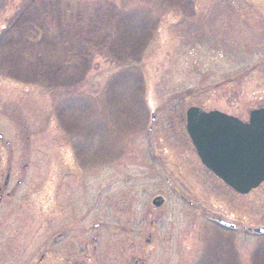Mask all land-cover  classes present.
I'll return each instance as SVG.
<instances>
[{"label":"rangeland","instance_id":"374dc122","mask_svg":"<svg viewBox=\"0 0 264 264\" xmlns=\"http://www.w3.org/2000/svg\"><path fill=\"white\" fill-rule=\"evenodd\" d=\"M24 1L0 7V181L25 177L0 264H264V182L228 187L185 129L190 106L264 102V0H52L59 23L41 5L12 30ZM151 216L163 240L127 245Z\"/></svg>","mask_w":264,"mask_h":264},{"label":"water","instance_id":"95a60500","mask_svg":"<svg viewBox=\"0 0 264 264\" xmlns=\"http://www.w3.org/2000/svg\"><path fill=\"white\" fill-rule=\"evenodd\" d=\"M186 119L202 163L228 186L246 194L264 182V108L252 112L248 125L196 106L188 108ZM153 202L160 205L161 199ZM256 231L264 233V228Z\"/></svg>","mask_w":264,"mask_h":264},{"label":"flooded vegetation","instance_id":"af4514ba","mask_svg":"<svg viewBox=\"0 0 264 264\" xmlns=\"http://www.w3.org/2000/svg\"><path fill=\"white\" fill-rule=\"evenodd\" d=\"M194 106H196V105H194ZM197 107H200V106L197 105ZM200 108H202L203 110H206L207 112L211 111V110H218V111H220V112H222V113H224L226 115H229V116H232L234 118H237L238 121L241 122L242 124L248 125V124H250V118H251L252 112L257 110V109L264 108V102H260V101L257 102L255 107L249 108L247 110L246 115L244 114L245 116L244 115L235 114V113H231V112H227V111L220 110V109H207V108L202 107V106ZM185 123H186V112H185ZM185 129H186V124H185ZM186 132H187V129H186ZM0 139H1L0 141H3L5 139L4 134L2 133L1 130H0ZM152 143L153 142H151V145H152ZM187 146H189V142H179V147L178 148L184 147L186 149ZM199 160H200V158H199ZM200 162H201V160H200ZM24 178H25L24 175H21V172L20 171L17 172L12 166L11 167H7L5 173H2L1 181H0V221H2V219L4 221V218L6 217L5 213L7 212L6 211L7 207H8L7 204L9 203L8 201H9L10 197L16 196V195L18 196L21 193V191H22V187L21 186H23L24 182H25ZM166 182H168V185H172L170 180L166 179ZM157 198L161 199L160 205H156L153 202L154 199H157ZM166 199H167L166 197L158 194V195H156L153 198L152 204L154 205L155 208L161 207V206H163L165 204ZM147 213H148V216H146V213L143 212V214H145L144 218L146 216V220H148L149 215H151L152 212L151 211H149V212L147 211ZM158 221L159 220L157 218L152 217V219L150 221V224L147 227L144 226L140 230L136 229L137 231L134 232V235L137 237L138 240L133 238V237H132V239H128L126 237L128 239V241H129L127 245H132V246L136 247L137 242L138 241L140 242V239H141V237L140 238L138 237V236H140L139 232L142 235L143 241L147 240V244L145 243L147 246L150 245V244H153L156 241L160 242L161 240H163L162 239V235H164V233L167 232V231H166V229H162V227L164 226L163 224H161L162 227L157 226L158 225L157 223L160 222V221L159 222ZM5 223H7V222H5ZM128 225H130V224H126V226L123 225L121 227L117 226L116 228H119L123 233H127L128 229L132 228V227H128ZM132 225H133V223H132ZM221 225H223L222 227H224L226 229H228L229 227L234 229V230L236 229V227H234V226H226V225L224 226V224H221ZM96 226L97 227L99 226L101 228V231H102V222L97 223ZM6 235L7 234L5 233V231H3V233H2V237H3L2 240L3 241H2V245L0 246L2 248L0 250V257L1 256L2 257H8L9 256V252H10L9 244L7 246H5L6 239H7ZM93 240L97 241V238L93 237ZM155 247H157V246H155ZM143 252H144V254H146L145 250H143ZM102 257H103V259H102ZM107 257H108L107 253L105 251L102 252L101 257H96L95 258L96 263H94V264H107V262H106ZM131 257H132L131 261L133 263H136V259L137 258H141V257H145V256H143L140 253H138V251L137 252L135 251L134 254ZM130 264H132V263H130Z\"/></svg>","mask_w":264,"mask_h":264},{"label":"trees","instance_id":"16d2710c","mask_svg":"<svg viewBox=\"0 0 264 264\" xmlns=\"http://www.w3.org/2000/svg\"><path fill=\"white\" fill-rule=\"evenodd\" d=\"M56 5V8H58V4L56 2H54ZM41 5L43 6V8H45L46 11L49 15H54L52 17H54L55 19H57V22L59 23L61 21V19H63L64 17H62L64 14H61L60 11H58V14H56V11L53 8V2L52 0H25L21 6L18 8V11L16 13V19L14 20V25H11V29L13 30H18V29H27L28 27H31V23H34L33 20L34 18H37L38 15L40 14L41 9ZM112 11H107V14L113 18H118L116 17V15L113 12L112 7L110 8ZM118 12V11H115ZM120 13V12H118ZM79 16H76V19H79ZM43 30V29H42ZM106 37V36H103ZM111 36L107 35L106 38H109Z\"/></svg>","mask_w":264,"mask_h":264}]
</instances>
